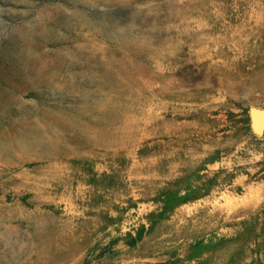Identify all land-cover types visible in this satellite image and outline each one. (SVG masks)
<instances>
[{
	"label": "rangeland",
	"instance_id": "obj_1",
	"mask_svg": "<svg viewBox=\"0 0 264 264\" xmlns=\"http://www.w3.org/2000/svg\"><path fill=\"white\" fill-rule=\"evenodd\" d=\"M264 0H0V264H264Z\"/></svg>",
	"mask_w": 264,
	"mask_h": 264
},
{
	"label": "water",
	"instance_id": "obj_2",
	"mask_svg": "<svg viewBox=\"0 0 264 264\" xmlns=\"http://www.w3.org/2000/svg\"><path fill=\"white\" fill-rule=\"evenodd\" d=\"M251 116L257 133L259 135L262 134L264 132V110L253 108L251 110Z\"/></svg>",
	"mask_w": 264,
	"mask_h": 264
}]
</instances>
